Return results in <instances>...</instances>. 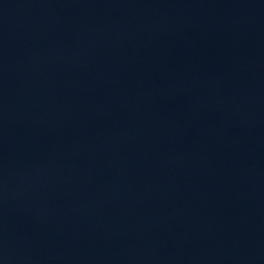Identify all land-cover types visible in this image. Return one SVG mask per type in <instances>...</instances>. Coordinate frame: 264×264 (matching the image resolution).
I'll return each mask as SVG.
<instances>
[{
	"label": "water",
	"instance_id": "1",
	"mask_svg": "<svg viewBox=\"0 0 264 264\" xmlns=\"http://www.w3.org/2000/svg\"><path fill=\"white\" fill-rule=\"evenodd\" d=\"M0 264H264V0H0Z\"/></svg>",
	"mask_w": 264,
	"mask_h": 264
}]
</instances>
